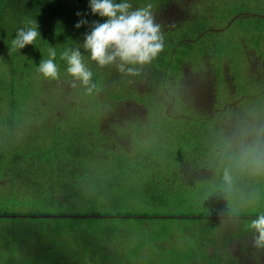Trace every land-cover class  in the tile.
I'll return each instance as SVG.
<instances>
[{
	"label": "rangeland",
	"instance_id": "obj_1",
	"mask_svg": "<svg viewBox=\"0 0 264 264\" xmlns=\"http://www.w3.org/2000/svg\"><path fill=\"white\" fill-rule=\"evenodd\" d=\"M183 1L171 8L162 2L130 3L133 10L150 6L161 32L172 30L191 11L203 16L211 7L224 16L229 7H225L226 0H213L210 6L211 0ZM261 4L264 6V0ZM104 20L99 17V23ZM224 30L223 35L200 39L199 56L193 65L183 61L184 76L177 83L171 80L176 73H166L168 69L158 66L163 84L156 87L148 85L156 59L136 66L138 75H126L115 64L98 66L80 48L86 67L100 69L97 82L102 90L96 93V110L73 114L68 104H62L59 113L63 112L65 121L69 115L70 125L84 136L78 145L102 147V160H0V178L12 179L13 185L20 181V188L1 190L0 200L7 193L26 201L35 193L24 187L30 178H50L58 171L82 174L92 169L97 177L106 174L101 184L113 179L108 187L112 191L101 186L98 192H86L95 198L92 207L87 205L90 200H77L79 204L74 205L89 213L88 218H0V264H95L97 260L112 264H242L236 243L244 258L262 264L258 257L264 258V247L255 246L257 234L249 225L264 215V160L254 158H264V152L256 151L257 139L264 137V113L255 111L252 104L264 96V40L256 36L250 41L237 24L211 33ZM83 39L76 42L78 46ZM193 45L195 49L197 44ZM213 47L216 60L204 54L213 52ZM168 54L159 58L176 71L174 62L184 58L182 51L172 48ZM61 65L64 79L59 83L79 88L80 82L66 72V62ZM2 67L0 64V74L7 76ZM32 76L42 96L82 104L84 93L61 98L45 82L51 78L37 71ZM94 112L101 120L98 126ZM56 135L54 130L41 131L40 142L49 146ZM0 210L56 213L73 208L70 204L57 209L49 205L22 208L2 202ZM214 214L218 218L207 219ZM139 215L157 218L140 220Z\"/></svg>",
	"mask_w": 264,
	"mask_h": 264
},
{
	"label": "trees",
	"instance_id": "obj_2",
	"mask_svg": "<svg viewBox=\"0 0 264 264\" xmlns=\"http://www.w3.org/2000/svg\"><path fill=\"white\" fill-rule=\"evenodd\" d=\"M138 2L139 5L143 6L151 3L152 0H138ZM160 2L165 7L169 4L168 6L171 8L182 5L184 1L160 0L157 3L151 4H159ZM225 3V7L227 5L229 7L223 13L224 16L216 13L215 10L212 11L211 7H209V11L204 13L203 16L191 11L180 23L173 26L172 30L169 29L162 32L164 47L155 58L157 65L154 68L150 67L151 71L148 77V85L156 87L157 85L161 86L163 84L161 83V76L157 75V73H160L157 71L158 66L160 69H168L169 71H166V73H176V76L171 78V80H173L174 84L177 83L178 78L184 76L183 61H191L193 65L195 59L199 56L201 50L200 39L204 36L214 38L213 36L216 34L223 35L226 32L224 30L211 33L212 29L220 30L224 28L227 30L237 24L240 26L241 34L250 36V41L255 39L256 36L261 38L262 41L264 40V6L261 4V0H226ZM77 13H80V15L78 16ZM90 13L89 0H0V52H2L0 64L3 66L2 70H6V73H8L7 76L0 74V160H102V147L90 145L89 148H85L78 145V142L85 140L84 136L77 126L70 125L69 115L67 121H65L63 112L61 114L59 113L62 104H68L67 107L73 109V114L76 111H86L87 113L96 110L95 105L98 102L94 100L97 90L100 88L97 82V78L100 76L98 73L100 69L91 67L90 71L93 75L90 84L83 86L79 83L80 87L76 90H74V87H67L69 85L64 86L59 83V79H64L60 76L62 74L60 71L57 79H48L45 81L48 86L52 87L53 94L55 93L54 95H58L61 98L64 94L69 97L73 94L84 93V97H82L83 101L80 105L74 104L72 100H65L66 102H63L62 100L65 98L55 100L52 97L42 96L40 86L34 81L33 76L31 77V73L36 71L39 62L47 59V57L49 58V48L56 50L57 57L54 62L57 63L59 69L61 68V63L64 62L60 59L61 52L66 48L78 47V43L76 42L81 40L84 34L91 30L92 22H99L98 15L92 16ZM212 18L213 22H211ZM202 19H206L209 23L203 22ZM80 20H84L86 23L80 28H76L75 25ZM172 20L174 21L176 19L172 18ZM35 21L38 25L40 37H37L33 45H27L20 50L13 49L11 41L15 38L17 31L20 28L32 26ZM205 42L207 41L205 40ZM195 43L197 47L194 49L193 44ZM172 48H178L182 51L184 57L174 62L178 66L176 69L178 73L172 71L168 61V64H163L159 58L162 54H165L166 57L170 56L168 53ZM245 48L248 57L247 61H249V49L246 46ZM188 50H191L190 58H186L188 56ZM204 54L210 57L212 56L211 58L216 60L214 47L213 52L206 51ZM141 78L143 79V77ZM168 81V79L167 81L165 80L164 85ZM93 84L95 87L89 92L87 89L92 87ZM252 104L254 105L255 111L264 113V96L252 101ZM86 105L89 106L85 107ZM250 110L256 114L253 108ZM94 114L95 117L93 119H96L98 126V121L101 120H97L98 113L94 112ZM48 129L54 130L57 135L51 140L52 143L49 146H45V144L40 142V133ZM257 142L256 151L260 150L263 153L264 137L257 139ZM38 143H41L43 148ZM231 154H236V151H232L231 149ZM82 157H85V159H82ZM254 158L264 160V158L260 159L258 156ZM31 164L35 163L32 162ZM13 168V166L9 167V169ZM106 177V174L101 177L95 176L91 169L88 172L85 170L82 174H70L67 172L60 174V171H58L56 175L50 178L38 180L30 178L24 186L35 192L30 199L26 201L17 200L14 195L4 193L3 195L7 196L3 197L4 200H0V204L2 202H8L21 205L22 208H43V206L49 205L55 206L56 209L69 206L70 204L73 210L67 211V209L66 211H58L56 213L48 210H44V212L39 210L35 213L30 211L9 213L1 212L0 210V218L24 219L30 217H54L69 219L76 217V215H79L77 217L85 215L86 217L82 218H88L89 213L80 212L78 206L74 204H79L77 200L83 197L85 200H90V203L86 201L85 203L89 207H92L95 198L86 196V192H98L101 186H104L106 191H112L108 187L114 182L113 179H107V181L101 184V181ZM247 179H251L252 181L253 178H249L248 175ZM244 182L246 183V180ZM17 185L20 188L19 179L13 185L12 179L7 181L4 178H0V192L1 190L5 191L16 188ZM136 218L147 220L157 217L139 215ZM216 218H218V214L210 215L207 219ZM228 243L229 241L225 243V246ZM236 249L240 251V255L237 254V256L242 264L255 263L256 260L242 256L243 249H241L238 243H236ZM258 258L264 264V258ZM95 264L112 263L97 260Z\"/></svg>",
	"mask_w": 264,
	"mask_h": 264
},
{
	"label": "clouds",
	"instance_id": "obj_3",
	"mask_svg": "<svg viewBox=\"0 0 264 264\" xmlns=\"http://www.w3.org/2000/svg\"><path fill=\"white\" fill-rule=\"evenodd\" d=\"M150 6L133 10L130 0H89L91 14L105 18L103 23L92 22L91 30L85 33L82 45L66 48L60 59L67 64L66 72L88 86L93 73L83 62L80 51L82 47L90 55L89 58L100 67L115 64L117 70L126 75H138L137 65L143 66L155 59L163 50L164 37L161 25L156 23L149 10ZM79 16L80 13H77ZM86 21L80 20L75 27L80 28ZM40 37L36 21L32 26L20 28L11 41L13 49H23ZM57 52L49 48V58L41 60L36 71L44 78L57 79L59 68L56 60ZM95 85L88 88L92 91ZM257 235L255 246L264 247V215L251 221L249 225Z\"/></svg>",
	"mask_w": 264,
	"mask_h": 264
}]
</instances>
